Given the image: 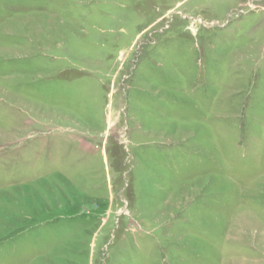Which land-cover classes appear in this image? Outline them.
I'll use <instances>...</instances> for the list:
<instances>
[{"label": "rangeland", "instance_id": "374dc122", "mask_svg": "<svg viewBox=\"0 0 264 264\" xmlns=\"http://www.w3.org/2000/svg\"><path fill=\"white\" fill-rule=\"evenodd\" d=\"M0 264H264V0H0Z\"/></svg>", "mask_w": 264, "mask_h": 264}, {"label": "bare ground", "instance_id": "6f19581e", "mask_svg": "<svg viewBox=\"0 0 264 264\" xmlns=\"http://www.w3.org/2000/svg\"><path fill=\"white\" fill-rule=\"evenodd\" d=\"M57 39V38H56ZM59 39V38H58Z\"/></svg>", "mask_w": 264, "mask_h": 264}]
</instances>
